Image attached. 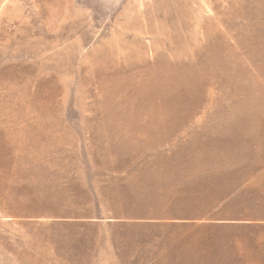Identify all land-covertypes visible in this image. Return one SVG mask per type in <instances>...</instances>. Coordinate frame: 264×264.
I'll use <instances>...</instances> for the list:
<instances>
[{
  "label": "rangeland",
  "instance_id": "374dc122",
  "mask_svg": "<svg viewBox=\"0 0 264 264\" xmlns=\"http://www.w3.org/2000/svg\"><path fill=\"white\" fill-rule=\"evenodd\" d=\"M0 264H264V0H0Z\"/></svg>",
  "mask_w": 264,
  "mask_h": 264
}]
</instances>
